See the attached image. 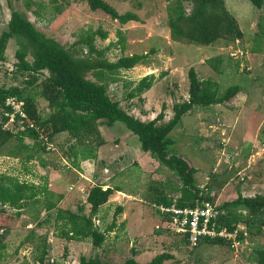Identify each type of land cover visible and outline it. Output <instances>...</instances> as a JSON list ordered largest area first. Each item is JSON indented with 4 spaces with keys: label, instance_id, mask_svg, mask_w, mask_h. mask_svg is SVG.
<instances>
[{
    "label": "rangeland",
    "instance_id": "obj_1",
    "mask_svg": "<svg viewBox=\"0 0 264 264\" xmlns=\"http://www.w3.org/2000/svg\"><path fill=\"white\" fill-rule=\"evenodd\" d=\"M103 1L119 14H135L139 21L120 24L102 11H91L86 0H0V35L15 10L24 14L36 30L67 50H80L85 55L87 48L83 41L92 35L95 48L103 51L102 58L111 63L121 57L142 55V62L134 68L121 70L113 77H107L106 81L109 97L119 102L120 107L133 117L140 115L139 105L143 102L138 100L139 95L134 97L135 100L127 99V96L143 78L154 76L152 92L159 99L158 112L163 106L166 111H173L175 104L188 100V72L191 68L195 71V63L200 61L203 69H197L199 79L217 82L220 92L235 85L241 88L240 103L234 106L233 102H229L222 104L221 108L238 110L245 104L255 111L264 108V7L255 11L249 0H223L227 11L235 19H232V31L225 28L222 39L210 46H202L172 36L168 20L174 0ZM183 6L187 13L191 11L190 3L184 2ZM99 33H105L107 38L103 40ZM17 48L15 40L7 43L4 61L0 63V89L18 88L20 98L24 102L30 100L36 116L44 120L51 113L41 94V82L48 74H39L38 81L29 84L32 75L22 73L16 67ZM153 49L155 53L151 54ZM241 52L243 55L239 56ZM234 53L238 57H232ZM27 61H32L30 55ZM87 78L95 81L91 74ZM144 93L147 92L140 96ZM150 107L155 112L156 103L150 104ZM203 108L194 107L197 111L191 117L182 119L178 129L174 128L169 136L173 144L168 147V152L187 159L196 170L194 185L202 191L201 196L214 197V206L218 209L224 206V216L239 221L237 227L247 236L237 250L227 242L209 241L189 249L155 208L149 209V215L155 218L154 224H139V228L133 225V232L127 226L120 227L114 234L107 232L111 218H106L104 224L94 222L95 227L105 234V241L99 248H94L89 239L77 246L65 238L63 232L67 230L68 222L60 221V225H53L52 217L48 219L46 215L42 221H28L16 215L22 214L19 211L6 208L5 217L10 226L0 230V264H38L37 257L42 253L43 246L44 250L48 247V252L45 250L46 260H53L54 264H78L81 257L99 258L114 264H124L128 258L134 257L137 262L145 264L161 254L171 256L163 264H256L255 250L264 246V225L261 223L264 218L250 216L243 206H235L234 201L238 196H264V114L260 126L258 119H253L251 123H238L234 127L228 124L224 114ZM216 114L220 116L219 123L214 122ZM2 121L0 110V127L5 131ZM166 123L159 122L158 125ZM122 129L132 134L120 122L112 128L101 125L98 130L113 146L115 141L124 137ZM18 132L14 130L12 134L16 136ZM62 136L58 140L52 139L56 146V151L52 153L39 147L35 150L32 139L27 137L23 138V145L32 150L18 146L15 137L5 142V138H1L0 175L17 178L31 186L38 182L34 178H47L54 182L63 176L70 184L67 159H73L71 150L76 146L67 133ZM135 138L140 143L138 137ZM29 155L33 156L31 160H27ZM165 181L167 183L154 186V193L148 192L145 182L144 186H137L132 181L128 187L138 192L136 202L145 206L148 202L146 197H149V206L157 205L161 198L173 200L181 195L182 182L175 172ZM38 188L42 189L41 186ZM50 198L39 202L43 206L52 204ZM27 204L26 201L23 205ZM146 215L145 211L143 217ZM29 223L48 231L40 235L44 241L38 238L25 240L31 232L28 230H33L26 229ZM49 238L51 241L47 243Z\"/></svg>",
    "mask_w": 264,
    "mask_h": 264
},
{
    "label": "trees",
    "instance_id": "obj_2",
    "mask_svg": "<svg viewBox=\"0 0 264 264\" xmlns=\"http://www.w3.org/2000/svg\"><path fill=\"white\" fill-rule=\"evenodd\" d=\"M29 1V0H28ZM175 5L170 10L168 25L173 37L186 39L202 46H210L224 36L223 29L232 31L235 19L227 11L223 0H174ZM255 11L264 7V0H249ZM89 9L93 12L102 11L120 24L130 21H139V18L131 13L119 14L112 6L103 0H86ZM190 3L192 8L189 13L184 9L183 3ZM105 40L107 35L99 33ZM237 36L241 34L237 31ZM15 40L17 50L16 67L22 73L31 76L33 84L38 81L37 76L47 72V76L41 82V94L47 101L51 111L44 120L36 116L34 107L30 100H25L26 111L31 118L43 130L44 134L53 139L55 135L67 133L75 139L80 147L81 157H95V152L103 144L99 133V126L112 127L115 123H123L126 128L138 137L141 149L150 152L164 164L169 170L175 172L182 182L181 200L177 206L193 207L198 202H209L214 204V197L201 196L202 191L194 185L193 169L187 159L168 152V147L173 144L169 134L179 124L183 115L193 109V107H209L212 105H227L233 102L236 106L241 95V88L238 85L228 87L224 92L219 91L217 82L212 80H200L196 72L191 68L188 72L189 90L188 100L173 106V117L166 124L158 125L164 119L165 107L150 122H142L133 116L128 115L119 102L113 101L107 93V77H113L121 70H130L142 62V55H132L119 58L111 63L103 59V51H99L93 44V36L89 35L83 44L87 51L85 55L80 50H67L54 39L46 37L36 30L27 17L13 10L5 30L0 35V63L4 61V53L7 43ZM151 54L155 50H151ZM32 57V61H27V56ZM91 74L95 81L87 78ZM35 75V76H34ZM154 81V76L143 78L127 99H132L145 91H148ZM9 96L20 98L18 88L0 89V109L4 107L5 100ZM16 138L18 146L25 150H36L37 147L44 150V146L38 142V136L34 130L26 127L19 129L16 136L0 127V139ZM32 139L33 148L23 145V138ZM33 156L29 155L27 160ZM113 191L103 190L101 187H93L87 197L90 205L89 217L71 216L67 219V230L63 232L69 240H91L94 248H99L105 241V234L100 232L93 223V217L99 208L107 203ZM35 188L27 182L17 178L0 175V230L10 226V222L5 217L6 208L20 211L26 201H30L36 196ZM235 206H243L254 217L264 218V196H238L234 201ZM224 206L220 211H224ZM16 215H19L18 213ZM238 220L221 216L218 219L220 227L234 230ZM264 225V221H261ZM66 226V227H67ZM112 228L107 230L110 231ZM71 234V235H70ZM241 236V235H240ZM212 243H222L224 240L216 239L209 241ZM256 264H264V246L255 250ZM171 259L168 254L155 256L145 264H163ZM38 264H53L46 260V253L43 251L38 257ZM78 264H114L103 261L99 258L81 257ZM124 264H141L134 257L128 258Z\"/></svg>",
    "mask_w": 264,
    "mask_h": 264
},
{
    "label": "crops",
    "instance_id": "obj_3",
    "mask_svg": "<svg viewBox=\"0 0 264 264\" xmlns=\"http://www.w3.org/2000/svg\"><path fill=\"white\" fill-rule=\"evenodd\" d=\"M195 65L197 66H194L196 73H198L197 69H203V67L201 66L202 61L195 63ZM172 73L173 72H170V74ZM168 76L170 77V75ZM152 88L154 87H151L148 91H145L147 93H144L141 96L139 95V99L137 98L138 100L141 99L143 103L139 105V107H141V110H139L140 115H136L134 116V118L142 122L152 121L161 112H158L157 110V103H159V99L153 96ZM135 99L136 98H134V100ZM152 103H156L157 107L155 112H153L152 108L150 107V104L152 105ZM220 106L221 105H212L203 109H213L215 113L217 112V114H224L228 124L234 127H236L238 123H251L253 119L255 121L258 119V123L260 126V121L262 120L261 116L264 114L263 107L258 108V110L255 111L254 108H247V104L243 105L241 109L238 110H226L225 108H221L222 106ZM164 111L166 112V114L164 115L163 121L160 123H166L173 117V111H166V109ZM196 111L197 110H194L193 107L191 111L183 115L181 121L186 117H191V115H193ZM217 114L214 115L216 118L214 122L219 123L220 116H218ZM254 114H256V116ZM181 121L175 127V129H178V127H180V124L182 123ZM172 131H174V129ZM100 132L101 130H99V133ZM122 132V134H124V137H121L119 141H115L113 146L110 145L109 142L104 138L103 134L100 133L103 144L95 152L94 158L81 157V155L79 154L80 147L76 144L75 139L68 136V138H71V142L75 143L76 146V148H72L71 150L73 159H67L68 167L70 168V184H67L65 182L66 180L63 179V176H60L58 181L54 182L47 178H34V181L39 182V185L38 182H35V185L38 186L33 185L37 194L34 199L27 201L28 204L24 205L23 208L19 211V213H22L19 214L21 218L28 221L37 222L36 219L42 221L44 216L46 215L45 218L51 219L52 217L53 225H60V221L65 223L67 222V219L72 215L79 217H89L90 205L87 203L88 193L93 187L98 186L103 190L111 189L113 193L109 197L107 203L99 208L97 214L93 217V223L97 222L104 224L106 218H111V224L106 229L107 231L109 228H112L110 231H108L111 234H114L115 231L122 226H127V229L133 232V225L139 228V224L143 226H147L149 222L151 223V225L154 224L155 218L149 215L150 208L157 209V211L166 220H168V216L161 213L160 207H168L174 204L178 205L179 202H183L181 200V195H179V198H177L178 196H176V201L175 199L172 200L170 198H161L157 201V205L152 204L150 206V198L146 197L148 199V202L147 205L143 203L145 204L144 206L142 205V203L136 202L139 194L135 190H129L128 185L133 181L137 186H144L143 182H145L148 192L154 193V186L164 182L167 183L165 180H168V177H171L173 172L169 170L164 164H162L155 157V155L151 154L150 152H144L141 149V144L137 141L133 134L125 132L124 129H122ZM64 134L66 133L57 134L54 136V139L58 140L59 138L64 137L62 136ZM161 185L164 186L163 184ZM40 186L42 189L38 188ZM46 197H51L50 201L52 204H45L43 206L41 202ZM39 200H41V202H39ZM173 201L176 203H173ZM145 211L147 212V215L143 217V213ZM34 226L35 228H33ZM26 229L33 230H28L31 232H29L28 236L25 237V240L38 238L39 240L43 239L44 241L43 236L40 235L41 233H43L44 235L45 232H48L46 229L37 228L35 223H29L26 226ZM181 239H183L184 244H186L187 247L186 240L182 236ZM50 241L51 240L49 238L47 240V243H50ZM71 241H73L75 245L79 246L84 244V241L86 240ZM45 250L47 251L48 247H45ZM45 250L43 246L41 251L43 252ZM50 263L54 264V261L51 260Z\"/></svg>",
    "mask_w": 264,
    "mask_h": 264
},
{
    "label": "built area",
    "instance_id": "obj_4",
    "mask_svg": "<svg viewBox=\"0 0 264 264\" xmlns=\"http://www.w3.org/2000/svg\"><path fill=\"white\" fill-rule=\"evenodd\" d=\"M238 55L242 56L243 52ZM238 55L235 54L232 57H238ZM25 106V102L21 98L17 96L7 97L4 107L0 109L2 112V123L5 126V128L3 126V129L10 133L14 130L19 131L23 127L34 130L38 136L37 140L44 146V150L51 153L55 152L56 146L54 142L44 134L42 128L35 121L31 120ZM160 211L168 216L167 222L170 229L186 240L189 249H193L203 241L220 239L237 250L247 236L238 227L234 230L220 227L218 219L224 214L209 202L200 203L196 201L193 207H180L174 204L168 207H160Z\"/></svg>",
    "mask_w": 264,
    "mask_h": 264
}]
</instances>
